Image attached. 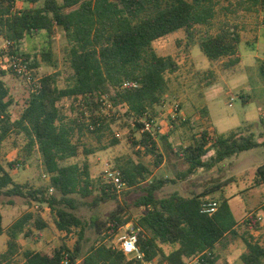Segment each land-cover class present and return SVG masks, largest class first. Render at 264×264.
Returning a JSON list of instances; mask_svg holds the SVG:
<instances>
[{"label": "trees", "instance_id": "trees-1", "mask_svg": "<svg viewBox=\"0 0 264 264\" xmlns=\"http://www.w3.org/2000/svg\"><path fill=\"white\" fill-rule=\"evenodd\" d=\"M29 1L33 6L36 0ZM240 3L244 7V3L264 6V0ZM32 6L13 10L12 0H0V39L6 43L7 54L22 58L30 68L37 67L36 61L30 63L27 55L18 54V45L42 32L52 37L58 28L67 43L72 79L66 88L58 89L53 76L41 78L40 88L29 95L19 117L11 121L9 90L2 80L7 72L0 70V144L11 129L23 134V160L36 152L47 177L42 188L20 185L0 163V197H21L28 205L46 206L55 228L65 235L76 233L77 238L71 247L62 242L50 255L25 250L22 262L16 263L13 258L20 248L18 240L47 225L37 212H24L4 231L0 215V235L7 236L1 259L8 264H150L158 258L160 264H185L186 259L198 257V264H216L215 246L227 235H239L228 200L206 199L220 186L189 197L172 192L160 198L157 192L175 179L184 182L200 169L208 171L225 159L264 144L258 143L252 132L245 134L240 127L227 134L202 130L192 134L186 145H173L169 137L175 126L170 124L159 137L161 149L166 158L180 162L183 168L175 171L174 179L148 182L145 174L149 171L141 164L117 167L127 187L141 192L130 205H120L110 184L92 178L87 163L69 162L78 155L79 146L73 142L76 133L83 129L98 133L108 128L106 116L96 112L104 102L112 110L124 111L136 130H141L144 122H154L159 114L156 108L161 107L168 92L165 74L174 73L177 64L171 56L157 55L152 44L179 30L188 40L196 27L208 28L215 15L214 0H44L42 6ZM240 42V34L224 24L213 35L204 31L198 48L209 62H220L222 70L235 74L240 64ZM40 58L50 61V50ZM259 74L264 78V62L259 65ZM123 81H135L138 86L120 90ZM65 97L77 101L76 116L67 117L57 108V102ZM201 113L206 114V110ZM156 135L142 131L138 140L131 142L155 156V167L165 161ZM112 144L116 145V140ZM211 151L213 156L205 159ZM16 164H9L8 169ZM252 181L254 185L264 184V164L255 170ZM90 197V201L84 200ZM108 201H115V208L104 220L92 216L88 228L76 215L78 210ZM210 202L218 205L212 215L201 211V206ZM260 212L264 216V204ZM255 216L242 221L243 227L258 230ZM127 225L128 232L136 234L141 259L127 258L106 243ZM87 229L97 234L88 247ZM243 241L246 251L240 255L241 263L264 264V245L244 237Z\"/></svg>", "mask_w": 264, "mask_h": 264}, {"label": "rangeland", "instance_id": "rangeland-1", "mask_svg": "<svg viewBox=\"0 0 264 264\" xmlns=\"http://www.w3.org/2000/svg\"><path fill=\"white\" fill-rule=\"evenodd\" d=\"M58 1L60 2V0ZM241 1L214 0L215 15L209 27H196L192 34L193 37L188 40L185 39L186 45H183L182 41H179L177 37L170 40L165 38L158 39L152 44V48L157 55L171 56L177 64L174 74H165L168 92L161 107L156 108L159 114L153 122L152 129L157 134L158 151L160 155L164 156L165 161H161L155 167L156 158L153 154L132 145L133 139L138 140L140 137L142 129L136 130V127L132 125V121L123 115L124 111L119 112L117 109H113L109 112L104 109V106H100L98 110L96 109V112L106 116L108 128L98 133H90L84 129L76 133L73 142L79 146L78 155L69 162L87 163L91 177L99 179L101 184H106L104 179L106 164L113 168L131 167L141 164L149 171L148 174H145L148 182L152 179L173 178L175 171L181 170L183 166L180 162L166 158L162 152L159 137L167 131L170 124L175 126L174 132L169 137V140L174 143L173 145L181 142L186 145L192 134H198L202 130L212 133L211 130L207 129V127H210L207 124V120H205L207 112L208 121L218 134H227L240 126V129L245 134L252 132L256 140L260 136H264V117H261V115L264 116V78L260 76L258 68L260 63L264 62V42L259 43L260 40L264 41V6L251 7L246 2L244 7L240 3ZM43 2L44 0H36L32 6L29 0H21L18 6L20 9L30 6L40 7ZM224 24L237 31L242 40V44H239L241 62L235 74L222 70L220 62H210L209 67H205L197 59H194L195 63L190 58L191 50L193 49L191 47L198 42L201 34L207 30L209 34L213 35ZM177 32L179 33L178 36H185L183 30ZM258 43L260 44L259 48L253 47L254 44ZM3 46L6 47V43L0 39V48ZM177 47H181V49L178 50ZM17 48L18 54L27 55L30 63H33V61L38 63L37 67H31V74L38 83L45 76H53L58 89L66 88L71 83L72 70L69 66L66 52L67 43L60 29L55 28L52 37H48L44 32L28 36ZM48 50L51 53V60L43 61L40 58V54ZM195 65L197 66L195 67ZM2 80L9 90L8 100H10L11 105L8 114L10 120L14 121L19 117L26 105L31 94L30 87L24 78L12 73H6ZM240 95L242 98H240ZM230 97H233L232 101L229 100ZM202 102L206 107L200 108L198 106ZM176 103L178 108L175 112L172 106ZM76 104V100L65 97L57 102V108L67 117L76 116L78 114ZM188 109H193L195 115H199V119L196 120L194 118L195 115H184V112ZM203 109L206 110V114L201 113ZM173 112H175V117L171 115ZM116 133L120 134L119 138L115 137ZM114 140L117 142L116 145L112 144ZM25 142L26 139L23 134L11 129L0 144V163L10 172L17 184L28 185L31 188H42L47 184V178L43 175L44 172L39 155L35 152L29 159L23 160ZM262 150H264V147L241 152L236 157L225 159L219 163L212 172L203 170L202 174L204 175L195 178V180H200L209 176L211 179L207 184L211 183V185L221 182V189L210 192L206 199L219 202L221 195L226 197L235 220H239L249 213L253 214L248 216L257 213L258 203L264 200V185H254L252 183L253 169H248L242 174L235 175L234 172H230L228 164L236 159L237 166L238 164H243V166L245 165L244 167L250 168L252 165L262 163L261 155H259ZM211 156H213V151L207 153L205 159ZM11 163L17 164L12 169H8ZM231 175L235 176V178L226 181L227 177ZM211 185L201 188L199 192H204ZM193 187L194 184H191L190 180L184 182L175 180V183L167 184L158 191L157 196L161 198L168 196L172 192H177L189 197L193 194L191 192L195 191ZM140 193V190L136 187L127 188L124 192L117 194V202L120 205H130ZM91 199L92 197L84 200L90 201ZM34 205L36 204L30 203L28 205V201L21 197H0V214L4 222V229ZM115 206V201H108L99 204L96 208L88 207L78 210L76 215L80 217L87 227L92 216H97L99 220H104ZM44 217L49 224L48 228L43 230L44 235L40 234L41 236L37 237L34 232L32 236L23 239L17 255L13 258L14 262H21L22 253L25 249H29L30 244L33 245L34 242L41 245V247H38L41 252L47 249L51 250L62 242L69 247L74 244L77 238L76 233L71 236L73 237L72 239L68 236L57 237V233L55 234V229L52 226L51 214L45 212ZM129 228L130 225L121 228L118 233L107 240V245L117 249V237L124 232H128ZM238 229L239 235L237 237L227 235L214 248L213 255L216 258V264H242L240 255L246 251L243 237L251 242L264 245V229H261L259 234L247 230L242 224ZM52 236H56V240L54 243H49L47 240ZM85 237L89 239L86 245L88 247L94 243L97 234L93 230L87 229ZM3 238L4 236L0 238V264H8V262L1 259V254L6 250V242L3 241ZM42 238L45 239L42 240ZM150 264L160 263L157 258ZM185 264L194 263L189 258L185 260Z\"/></svg>", "mask_w": 264, "mask_h": 264}, {"label": "built area", "instance_id": "built-area-1", "mask_svg": "<svg viewBox=\"0 0 264 264\" xmlns=\"http://www.w3.org/2000/svg\"><path fill=\"white\" fill-rule=\"evenodd\" d=\"M20 1L21 0H12L13 10H16L18 8L17 6ZM0 70L24 78L27 84H29L31 93H36L37 90L40 88V84L37 81H35V79L31 74L32 69L29 67V65L22 58L18 56L8 55L7 48L5 46L0 48ZM137 86L138 84L135 81H123L118 88L120 90L128 89V88L135 89ZM229 100L232 101L233 97H230ZM102 105L104 106L105 110H112V107L109 103L104 102ZM229 106H231V104H229ZM172 107L173 110L176 112V109L178 108V104L177 103L173 104ZM175 112L171 114L172 117H175L174 116ZM152 129H153V123L144 122L142 131L155 134V132ZM115 137L119 138L120 134L116 133ZM104 179L106 183L111 185V188L116 194H120L128 188L126 183L121 179L120 172L116 168H113L107 164H106V168L104 169ZM217 207L218 205L216 202L205 203L201 206V211L205 214L212 215L216 212ZM40 208L41 207L39 205H34V211L40 212ZM255 219L259 223V229L252 230L251 232H254L255 234H259L261 233V229H264V216L256 215ZM249 226L251 225L249 224ZM116 241H117L116 248L120 250L125 257L141 259L142 254L139 253L138 251L137 237L135 233L124 232L123 234H120L117 237ZM191 259L194 264H198V257H194V258L192 257ZM63 263L67 264V261H64Z\"/></svg>", "mask_w": 264, "mask_h": 264}, {"label": "crops", "instance_id": "crops-1", "mask_svg": "<svg viewBox=\"0 0 264 264\" xmlns=\"http://www.w3.org/2000/svg\"><path fill=\"white\" fill-rule=\"evenodd\" d=\"M18 7V9H19V6H17ZM178 32H175V33H173V34H170V35H168V36H165V37H163V38H165V39H167V40H170V39H172V38H175V37H177L178 39H179V41H182V44L184 45H186L187 43H186V38H185V36L184 37H181V36H178ZM241 37V36H240ZM160 39H162V38H160ZM159 39V40H160ZM184 39V40H183ZM262 42H264V41H259V43H262ZM254 44L253 45V47H256V48H259V46H260V44ZM240 44H242V40H241V42H240ZM189 47H190V45H189ZM189 47H187V48H189ZM178 48V50H180L181 49V47H177ZM191 48H193L192 50H191V55H190V58L191 59H193V61L195 62V60L194 59H197V61H200L205 67H209V65H210V62L205 58V56L200 52V50H199V48H198V42H196ZM240 57V56H239ZM240 62H241V59H240ZM196 63V62H195ZM198 63V62H197ZM197 65H195V67H196ZM259 68V67H258ZM175 73V72H174ZM174 73H172V74H174ZM240 98H242L241 97V95H240ZM198 106H200V108H203V107H206L205 106V104H203V102L201 103V104H198ZM194 109H196V108H194ZM208 111V110H207ZM184 115H195V111L193 110V109H188L187 111H185L184 112ZM261 117H264V116H262L261 115ZM194 118L196 119V120H198L199 119V115L197 116V115H195L194 116ZM205 120H207V124H209V126L210 127H207L208 128V130H211V131H216L215 129H214V127L210 124V122L208 121V112H207V115H206V118H205ZM240 126H238V127H236V128H234V130H236L237 128H239ZM234 130H232V131H234ZM231 132V131H230ZM170 141V143H172V144H174L171 140H169ZM258 143H261V142H264V136H260L259 138H257V140H256ZM179 144H184L185 145V143H177L176 145H179ZM259 147H264V144H262V145H260ZM255 149V148H254ZM249 151V150H248ZM259 155H261V162L262 163H259V164H257V165H252L250 168H248V167H244L243 166V164H238V166L236 165V159H234L231 163H233V165H231V163H229L228 165H229V168H230V172L232 171V172H234V174L235 175H239V174H242L243 172H245V171H247L248 169L250 170V169H253V174H254V172H255V170L260 166V165H262V164H264V157H262V156H264V150H262V151H260L259 152ZM237 155H234L233 157H236ZM233 157H231V158H233ZM210 158V157H209ZM230 159V158H229ZM221 163V162H220ZM219 164V163H218ZM218 164L217 165H215V167H213L212 169H210V170H208L207 172H212V170L215 168L216 169V167L218 166ZM217 171V170H216ZM203 173V170L202 169H200V170H198L197 172H196V174H197V176H195V175H192V176H190L187 180H190L191 181V184H194V187H193V190H195V191H193V192H191V193H193V194H200V192H199V190L201 189V188H204V187H207V186H209V185H211V183L210 184H207V182L211 179V178H209V176H207V177H205L204 179H200V180H195V178L196 177H202V175H204V174H202ZM252 174V175H253ZM204 177V176H203ZM235 178V176H233V175H231V176H229V177H227V179H226V181H230V180H232V179H234ZM170 179H172V178H170ZM173 179H174V177H173ZM176 180V179H175ZM176 181H178V180H176ZM262 185H264V184H262ZM216 186H220V188L218 189V190H220L221 189V182L220 183H218V184H212L211 185V187L210 188H214V187H216ZM210 188H207V190L208 189H210ZM180 195H182L181 193H179ZM183 196V195H182ZM222 197H224L223 195H221ZM185 197V196H184ZM186 197H188V196H186ZM225 199H227L226 197H224ZM228 200V199H227ZM262 204H264V200H262L261 202H259L258 203V205H257V213H256V215H261V212H260V207L262 206ZM42 208H40V212H37L39 215H40V217H41V219L46 223V225H47V227L44 229V230H46L47 228H48V222H47V220H46V218L44 217V213L45 212H48V213H50V210L46 207V206H41ZM41 209H43V211H41ZM27 212H33L34 213V206H32L31 208H29V210H27ZM51 214V213H50ZM249 214H253V213H249ZM249 214H247V215H245L243 218H241V219H239V220H236L237 221V226L235 227V230L236 231H238L239 229H238V227L241 225V222L242 221H244L246 218H247V216L249 215ZM1 215V214H0ZM52 216V215H51ZM14 222V221H13ZM12 222V223H13ZM11 223V224H12ZM10 224V225H11ZM9 225V226H10ZM8 226V227H9ZM52 226L54 227V229H55V234L57 233V237L58 236H61V237H66V236H68V237H70L71 239L73 238V237H71L72 236V234H69V235H65V233L64 232H60V231H58L56 228H55V226H54V222H53V218H52ZM2 227H3V230L5 231L6 229H4V222H3V219H2ZM34 232H35V235L37 236V237H40L41 235H44V233H43V230L42 231H40V232H37V231H33V233H32V235L34 234ZM41 234V235H40ZM31 235V236H32ZM2 236H4V238H3V241H7V236H6V234L5 233H3L2 235H0V238L2 237ZM30 237V236H29ZM45 237V236H44ZM227 237V236H226ZM225 237V238H226ZM224 238V239H225ZM23 239H27V238H21V239H19L18 240V244H19V246L21 245V243H22V240ZM43 239H45V238H42V240ZM223 239V240H224ZM55 240H56V236H52L50 239H48L47 241L49 242V243H54L55 242ZM222 242V241H221ZM220 242V243H221ZM220 243H218V244H220ZM217 244V245H218ZM31 246H29V249H25V250H30V251H34V252H41V250H39V248L38 247H41V245L40 244H37V242H34V244L32 245V244H30ZM216 245V246H217ZM43 246V245H42ZM59 246V245H58ZM57 246V247H58ZM215 246V247H216ZM57 247H53L51 250L50 249H47V250H45V251H43V252H41V253H45V254H52V252H53V250L55 249V248H57ZM20 249V248H19ZM24 250V251H25ZM37 250V251H36ZM245 252V251H244ZM243 252V253H244ZM22 262V261H21Z\"/></svg>", "mask_w": 264, "mask_h": 264}]
</instances>
